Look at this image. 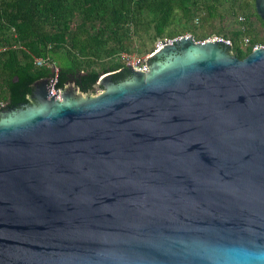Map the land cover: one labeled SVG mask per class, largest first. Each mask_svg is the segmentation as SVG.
Segmentation results:
<instances>
[{"label":"water","instance_id":"water-1","mask_svg":"<svg viewBox=\"0 0 264 264\" xmlns=\"http://www.w3.org/2000/svg\"><path fill=\"white\" fill-rule=\"evenodd\" d=\"M227 45L2 109L0 264H264V47Z\"/></svg>","mask_w":264,"mask_h":264},{"label":"trees","instance_id":"trees-1","mask_svg":"<svg viewBox=\"0 0 264 264\" xmlns=\"http://www.w3.org/2000/svg\"><path fill=\"white\" fill-rule=\"evenodd\" d=\"M220 9L235 16L238 23L230 34H224L232 41L229 52L243 58L251 51L240 48L243 35L252 44L264 43L254 23L255 18L264 25L254 0H0V43L9 42L10 28H14L25 48L0 51L3 109L28 103L34 85L49 76V68L34 65L35 56L49 54L55 62L57 88L71 82L89 93L101 74L127 69L118 54L132 52L133 35L144 47V35L154 43L165 32L182 34L201 10L211 19L219 16ZM238 13L243 20L239 21ZM193 36L202 40L206 34Z\"/></svg>","mask_w":264,"mask_h":264},{"label":"built area","instance_id":"built-area-1","mask_svg":"<svg viewBox=\"0 0 264 264\" xmlns=\"http://www.w3.org/2000/svg\"><path fill=\"white\" fill-rule=\"evenodd\" d=\"M238 19L239 21H241L243 20V17L239 16ZM187 35L189 34H184V35L180 34V35H175V36H169V35L163 36L162 35L160 38L154 41L151 49L146 54L135 55L134 53H130L127 51H121L119 52L118 55L127 68L129 67L131 68V70L146 73L148 72L149 69L145 63L146 61L149 60L150 56L154 54V52H156L157 50H159L165 45L173 44L177 39L181 38L182 36H187ZM8 37H9V42L0 43V51H6L8 49H18V50L24 49L25 50L23 44L17 40V35H16L14 28H10ZM204 40L225 41L228 43V45L226 46L227 48L232 45L231 39L223 34L222 35L213 34V35L208 36ZM247 47H250L252 51V50L259 49V48H263L264 43L256 42L252 44L250 38L246 35H243L241 38V42H240V48L245 49ZM33 63L37 67L44 66L50 69L49 76L45 78V88H46L48 96H54L56 99L59 100L60 95L63 90L56 87V83L58 79V68L55 62L51 59L50 55L47 54L46 56L33 57ZM5 106H6V101L0 100V109H3Z\"/></svg>","mask_w":264,"mask_h":264},{"label":"rangeland","instance_id":"rangeland-1","mask_svg":"<svg viewBox=\"0 0 264 264\" xmlns=\"http://www.w3.org/2000/svg\"><path fill=\"white\" fill-rule=\"evenodd\" d=\"M220 14L219 16H215L211 19H209L206 15L205 10L204 11H200L199 15H197L191 23H188V25H186V29L183 30L182 34H191V35H198V34H206L205 39L210 36V35H215V34H220V35H224V34H230V32L232 30H234L235 28L238 27V23L235 20V16H233L232 14H230L227 10L225 9H220ZM240 13H238L237 15H239ZM240 16H242L240 14ZM197 18V19H196ZM221 19L223 21H221ZM254 23H255V27L256 30L259 34V36L264 39V25H262L257 19L254 18ZM149 34H152V30L150 29ZM181 34V33H180ZM178 34V35H180ZM167 33H163V36H166ZM168 36V35H167ZM139 37L137 35H133L132 36V42H131V46L130 49L132 50V52L130 51V53H134L135 55H143L146 54L147 52H149V50L152 47V43L153 41L150 40V38H147L146 35H144V40H145V46L144 47H140L139 46ZM204 40V39H202ZM241 42V40H240ZM240 45V43H239ZM129 52V51H127ZM45 81V79H44ZM2 87L3 84L1 83ZM1 89V88H0ZM3 90V88L1 89ZM64 92L67 93L68 95H72V94H76L82 98L93 95V94H98L100 93L103 89L100 85V83H96L94 86V90L90 91L89 93H83L81 91H79L78 88H76L74 86L73 83L69 82L66 83V85L64 86V88L62 89ZM0 100H1V96H0ZM29 103L31 104H35V100L34 98H32V96L29 97Z\"/></svg>","mask_w":264,"mask_h":264},{"label":"flooded vegetation","instance_id":"flooded-vegetation-1","mask_svg":"<svg viewBox=\"0 0 264 264\" xmlns=\"http://www.w3.org/2000/svg\"><path fill=\"white\" fill-rule=\"evenodd\" d=\"M44 81V80H43Z\"/></svg>","mask_w":264,"mask_h":264}]
</instances>
